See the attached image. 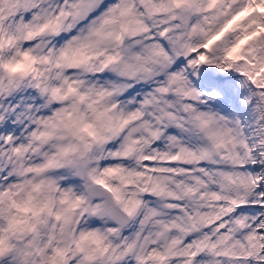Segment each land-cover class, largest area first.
Segmentation results:
<instances>
[{"label": "snow or ice", "instance_id": "6c2138e0", "mask_svg": "<svg viewBox=\"0 0 264 264\" xmlns=\"http://www.w3.org/2000/svg\"><path fill=\"white\" fill-rule=\"evenodd\" d=\"M0 264H264V0H0Z\"/></svg>", "mask_w": 264, "mask_h": 264}]
</instances>
